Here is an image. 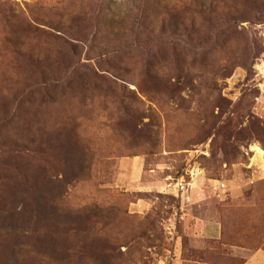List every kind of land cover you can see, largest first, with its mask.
<instances>
[{
	"label": "rangeland",
	"instance_id": "rangeland-1",
	"mask_svg": "<svg viewBox=\"0 0 264 264\" xmlns=\"http://www.w3.org/2000/svg\"><path fill=\"white\" fill-rule=\"evenodd\" d=\"M263 57L264 0H0V264L264 250Z\"/></svg>",
	"mask_w": 264,
	"mask_h": 264
},
{
	"label": "crops",
	"instance_id": "crops-1",
	"mask_svg": "<svg viewBox=\"0 0 264 264\" xmlns=\"http://www.w3.org/2000/svg\"><path fill=\"white\" fill-rule=\"evenodd\" d=\"M207 229V228H206ZM208 231V230H207ZM236 255L239 259V264H264V250L255 249L250 250L243 247H237ZM210 264H219V263H210ZM226 264V263H222Z\"/></svg>",
	"mask_w": 264,
	"mask_h": 264
},
{
	"label": "built area",
	"instance_id": "built-area-1",
	"mask_svg": "<svg viewBox=\"0 0 264 264\" xmlns=\"http://www.w3.org/2000/svg\"><path fill=\"white\" fill-rule=\"evenodd\" d=\"M256 71L258 75L264 80V57L260 59V62L256 65Z\"/></svg>",
	"mask_w": 264,
	"mask_h": 264
},
{
	"label": "bare ground",
	"instance_id": "bare-ground-1",
	"mask_svg": "<svg viewBox=\"0 0 264 264\" xmlns=\"http://www.w3.org/2000/svg\"><path fill=\"white\" fill-rule=\"evenodd\" d=\"M260 148V147H259ZM258 149V148H257ZM259 154H260V156L261 157H264V151L262 150V149H259V152H258Z\"/></svg>",
	"mask_w": 264,
	"mask_h": 264
}]
</instances>
